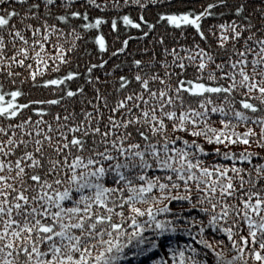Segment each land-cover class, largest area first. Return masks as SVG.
<instances>
[{
    "label": "snow or ice",
    "instance_id": "1",
    "mask_svg": "<svg viewBox=\"0 0 264 264\" xmlns=\"http://www.w3.org/2000/svg\"><path fill=\"white\" fill-rule=\"evenodd\" d=\"M0 264H264V0H0Z\"/></svg>",
    "mask_w": 264,
    "mask_h": 264
}]
</instances>
